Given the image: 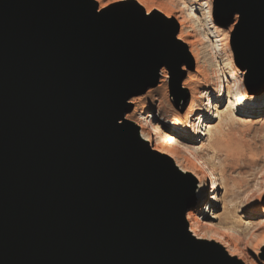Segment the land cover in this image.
Masks as SVG:
<instances>
[{"label": "water", "instance_id": "water-1", "mask_svg": "<svg viewBox=\"0 0 264 264\" xmlns=\"http://www.w3.org/2000/svg\"><path fill=\"white\" fill-rule=\"evenodd\" d=\"M212 1L264 83V0ZM129 4L0 0V264H236L189 236L194 179L124 121L161 69L169 95L193 71L176 22Z\"/></svg>", "mask_w": 264, "mask_h": 264}, {"label": "rangeland", "instance_id": "rangeland-1", "mask_svg": "<svg viewBox=\"0 0 264 264\" xmlns=\"http://www.w3.org/2000/svg\"><path fill=\"white\" fill-rule=\"evenodd\" d=\"M132 1L136 2L137 4L139 3L140 7L143 6L141 8L144 13L147 14V12L150 11L148 15L151 18L160 19L159 15L155 14L153 11H159V14L164 17L168 16L172 18V16L175 15L183 18V23H185L187 28L186 31L190 35H193H191L194 38L193 40H198V43L195 42L194 44V49L197 51L200 50L198 52V54L200 53V56L198 55L199 63L197 61V64H195L190 54L193 61V71H185L186 75L182 81V84L184 80H186V76L189 75L193 80V86L197 89V92H202L204 91L203 87L206 81L207 83L214 84L216 81L215 79L220 77V79L223 81L222 86L225 89V86L227 85L225 83V77H228L229 74L231 75V72H233L231 65L228 63V56L232 55L234 58V54L231 47L230 51H225L222 46L225 41H227L229 46L233 42V35L235 33L236 24L238 21L237 16L231 19V23L228 26H226V22L223 20V18H220L219 22L217 23H215L212 18L211 21L210 19L208 20L207 15H204L205 10L203 7L207 4L212 8V0H100L101 3L96 2V5L98 6L99 10L111 7L113 10L125 11L131 8L132 5L129 3ZM100 4L106 6L100 8ZM214 26L220 27L221 31L214 33ZM204 32L205 34H203ZM206 40L209 42L205 43ZM209 46H211V48ZM234 69H237L240 73L242 72L243 76H233L234 79L232 78V80H230L232 86H229L232 88L235 87L233 90L239 92L242 85L246 87V72L241 71L236 67V65L234 66ZM163 70L167 73L165 69ZM196 70L198 72H196ZM160 80L161 77H159L157 82V86L159 87L156 86L155 88H152L154 89L152 96L147 98L144 97L147 93L146 92L144 95L132 98L130 100V102L133 101L134 104H132V110L127 114L132 113L133 110L140 105V102L149 101L151 97L155 99L156 105L162 106L164 108L165 112L171 113L175 109L174 101L169 95L168 91V77L166 82H160ZM186 82L188 83L189 80ZM263 84V82L259 81L252 82L246 87L248 90L247 94L252 97L263 95L264 92L254 93L255 91H263ZM209 93V101H212L213 104L215 93ZM186 96L188 101L190 96L189 94ZM206 103L207 99L204 101L199 100L198 105L199 107H203L206 105ZM235 105L236 103L232 108L233 111H231V109L229 110L231 107V101H228L225 94L224 100L222 98L220 103L219 112L226 115L228 111H231L233 116L231 117L233 120L229 118L230 115L228 116V114L226 116L224 115V118H219L217 114L213 112V117L208 116L209 119L204 121L200 129V134L205 135H200L198 139L196 138L197 141L194 142L191 140L192 129H184V126L187 125V123L181 118V116L178 117V119H171V117L167 118V116L160 115L158 120L161 128L159 127L158 129L160 136H162V139L165 141L164 148L167 151L176 150L175 152L179 155V157H181L180 159L188 158L192 161L190 154L187 152L185 154L181 151L178 153L176 148L177 146L173 144V142H177L187 145L188 143L192 142V146H196L197 148L201 147L203 149L202 153L205 158H211L213 160V164L215 166L214 170H216L215 172H220L223 174L226 180V199L224 202H221L218 205L216 204V206H213L212 208L211 204L206 201L202 205H197L196 207L189 209L188 213L195 215L196 220L199 223L198 226L196 224L191 225L192 230H194L196 233L199 232L197 234H204V237H209V239H214L222 244H225L226 242L228 250H231V253L235 255L238 254V256H243L245 259H247L248 263L264 264V246L262 245V247L260 245L262 241L261 239H263L264 236V200L263 202H258L255 199V192H264V112L260 113L259 115H253L249 112L248 116H242L237 112L236 109L238 107L236 108ZM179 109H182V107ZM183 113L184 110L182 111V114ZM215 115L217 117H214ZM229 119L230 121H228ZM192 120H190V123H193L196 126L197 121L195 122V118ZM152 124L156 126L155 122H152ZM217 126L220 127L221 130H218L219 128L216 129ZM208 128L214 130L215 134H212L213 136H210L209 133H207ZM217 130L219 132H217ZM172 133L175 134L173 135ZM217 133H220V136H218ZM177 135L180 137H177ZM210 137L212 138V141H214L213 146L212 144L209 146V141H211ZM153 144L154 143H152V146ZM158 145L159 144H156L155 146ZM148 146L151 148L150 145ZM174 146L176 149H173ZM212 147H216V149H211ZM190 167L193 168L192 165H190ZM215 193L217 199L222 200V195L224 192L218 190L215 191ZM209 207L212 209L210 210ZM197 209H204V214H195L194 211ZM219 216L221 217L220 219L218 218ZM223 234L225 238L223 237ZM208 242L220 246L219 244H215L216 242L213 240ZM257 246L260 248L258 247V249ZM256 249H258V251H256L257 254L255 252Z\"/></svg>", "mask_w": 264, "mask_h": 264}, {"label": "bare ground", "instance_id": "bare-ground-1", "mask_svg": "<svg viewBox=\"0 0 264 264\" xmlns=\"http://www.w3.org/2000/svg\"><path fill=\"white\" fill-rule=\"evenodd\" d=\"M94 2L101 3L100 0H94ZM137 2H139V1H137ZM138 5H139V3H138ZM105 6L106 5L100 4V8L105 7ZM141 7H143V6H141ZM203 8L205 10V14L204 13L203 14L207 15L208 20L210 19V21H211V18L213 16L211 6L206 4ZM200 10H202V9H200ZM149 12H147L146 15H148ZM153 12L159 13V11H153ZM165 18L166 19H171V20L175 21L178 24V26H179V34L177 36V40L179 42H181L187 48L189 54H191V56H192V58L194 60V63L197 64V61L199 63L198 55L200 53L198 54V52L200 50L197 51V50L194 49V46H195L194 44H195V42L198 43L197 42L198 40H196V41L193 40L194 39L192 37L193 35L191 34L192 35L191 36L186 31L187 28L185 26V23H183L184 19L179 17V16H175V15L172 16V18H170L168 16L167 17L165 16ZM219 31H221L220 27L214 26V33H218ZM203 34H205V32ZM208 42H207V40L205 41V43H208ZM209 47L211 48V46H209ZM222 47H223V49L225 51H230V46L227 43V41H225L223 43ZM228 63H229V65H231V69H233V72H231V75L229 74L228 77H225V83L227 84L225 86V89L222 86V82H223L222 79H220V77H218V78L216 77L217 79H215L216 81L214 82V84L207 83V81H206V83L204 84V87H203L204 91L197 92V89L193 86V80L190 78L191 76L187 75L186 76V80H184L183 84L181 85L183 92L182 91L181 92L180 91H175L174 95H170L172 97L173 101H174V104H175V106H174L175 109L173 111L171 109V111H172L171 113L165 112V110H164V108L162 106L156 105L155 104V99L153 97H151L149 101L140 102V105L138 107H136L133 110L132 113L127 114V115L124 116V121L127 124L131 125L135 129L136 137L142 143H145L147 146L150 145L151 148L149 146L148 147L150 149H152V151L158 153L159 155L166 156L167 158H169V160L172 163L173 167L179 173L194 179V183H195L194 193H193V199L194 200L192 202L191 208L192 207H196L197 205H202L206 201H208V203L211 204V207L213 208V206H216V204L218 205L221 202H224L225 199H226L225 198L226 180H225L223 174H221L220 172H215L216 170H214L215 166L213 164V160L211 158H205V156L202 153L203 149L201 147L197 148L196 146H192L191 145L192 142L197 141V139L200 137V135L201 136L205 135V134H200V129H201L204 121H207L209 119L208 116L213 117L212 116L213 112H215L219 118H222V117L224 118L228 114V116L230 115L229 118L233 120V118H232L233 116H232L231 111H233L232 108L234 107L235 103H236L235 107L236 108L238 107L236 109L237 112L240 113V115H242V116H248L249 112L251 114H253V115H255V114L259 115L260 113L264 112V94L261 95V96L252 97V96H249L247 94L248 90H247V88L244 85L241 86V90L239 92L233 90L235 88L234 86H233L234 88L230 87V86H232L231 83H230V80H232L233 76L242 77L243 73L242 72L240 73L237 69H234L235 61H234V58L232 57V55L228 56ZM182 70L186 71V69L183 68V67H182ZM196 72H198V71L196 70ZM159 77H161L160 82H166V79H167L168 76H167V73L163 69H161L160 73H159ZM187 80H189L188 83L186 82ZM197 83H199V82H197ZM157 87H159V86H157ZM153 92H154V89L148 90L144 97L147 98V97L152 96ZM187 92H188V94L190 96L189 97L190 99L188 101L186 100V97H185V95H188ZM209 92L215 93V96L213 98L214 99V102H213L214 105L212 104V101H209V96H210ZM254 93H263V91H255ZM225 94H226V97H227L228 101H231V107L229 108V110L231 109V111H228V109H227L228 113L226 115L224 113H220L219 112V106H220V103L222 101V98L224 100ZM206 99H207L206 105H204L203 107H199V105H198L199 100H203L204 101ZM185 102H187V103H185ZM129 103L134 104L133 101H131V102L129 101ZM180 107H182V109H179ZM183 110H184V113L182 114ZM160 115L167 116V118L171 117V119L172 118L178 119V117L181 116V118L187 123V125L184 126V129H192V132H191V140H192V142L191 143H188L187 145H183L181 143L173 142V144L177 146L176 147L177 148V152L180 153V151H181V152H183L185 154L187 152L188 154H190L192 161L189 160L188 158L180 159L181 157H179V155L176 154V152H175L176 150L175 151L173 150L174 151L173 152V151H167L164 148L165 141H164V139H162V136H160V132H159V129H158L159 127L161 128L159 120H158V117ZM217 116L215 115L214 117H217ZM194 118H195V122L197 121V125L196 126L193 123H190V120H192ZM230 119L228 121H230ZM211 120H212V118H211ZM152 122H155L156 126L153 125ZM217 128H219L218 130H221L220 127L217 126L216 129ZM218 130H217V132H219ZM207 133H209L210 136L212 134H215L214 130H212L211 128L207 129ZM220 133H221V131H220ZM172 134L174 135L175 133H172ZM219 134L217 133L218 136H220ZM177 137H180V136L177 135ZM181 138L184 139L183 137H181ZM213 140H215V139H213ZM213 142L214 141H212V138H211V141H209V146H211V144L213 146ZM152 143H154L153 146H152ZM156 144H159V145L155 146ZM170 145H172V144H170ZM176 148L174 146L173 149H176ZM214 148L216 149V147H212L211 149H214ZM231 153H232V151H231ZM237 158H238V156H237ZM239 159H240V157H239ZM190 165H192L193 168L190 167ZM196 171H197V173H196ZM196 183H197V185H196ZM218 190H221V191L224 192L223 195H222V200H218L217 199L215 191H218ZM260 190H262V189H260ZM263 194H264V192L262 193V191L255 192V199L258 202L259 201L263 202V200H264ZM209 209H210V207H209ZM203 210L202 209H197L194 212H195V214L203 215L204 214ZM224 217H225V215H224ZM218 218L220 219L221 217L219 216ZM222 219H223V217H222ZM184 222H185V225H186L187 233L189 234V236L194 241L203 242V243H206L207 245H210L211 242H208V241H212L213 240L214 242H216L215 244H219L220 246H222V247H220V246L216 245L215 248L218 251L224 253L225 256L229 260H233L236 264H249L250 263V262L248 263L247 259H245L243 256H238V254L235 255V254L231 253L230 252L231 250L230 251L228 250L226 242H225V244H222V243H220V242H218V241H216L214 239H209V237H207V238H206V236L204 237L203 236L204 234L203 235L202 234H197L199 232L196 233L194 230H192L191 225H195L196 224L198 226V224H199L198 221L196 220L195 215H192L191 213L186 212L184 214ZM247 227H248V225H247ZM224 231H225V229H224ZM223 237L225 238L224 234H223ZM221 239H223V238H221ZM261 240L262 241H261L260 245L264 246V236H263V239H261ZM258 247L259 246H257V248ZM258 249H256L255 252L258 251ZM256 254H257V252H256ZM255 256H257V255H255Z\"/></svg>", "mask_w": 264, "mask_h": 264}]
</instances>
